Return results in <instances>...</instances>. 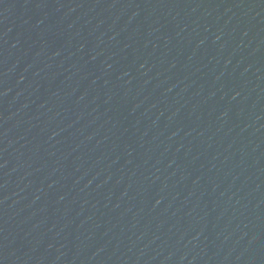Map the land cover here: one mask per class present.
Wrapping results in <instances>:
<instances>
[{"label":"water","instance_id":"95a60500","mask_svg":"<svg viewBox=\"0 0 264 264\" xmlns=\"http://www.w3.org/2000/svg\"><path fill=\"white\" fill-rule=\"evenodd\" d=\"M0 264H264V0H0Z\"/></svg>","mask_w":264,"mask_h":264}]
</instances>
